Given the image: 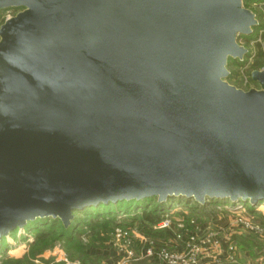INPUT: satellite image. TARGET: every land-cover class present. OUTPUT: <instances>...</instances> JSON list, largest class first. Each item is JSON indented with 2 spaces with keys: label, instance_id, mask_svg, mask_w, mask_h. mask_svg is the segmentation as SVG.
I'll return each mask as SVG.
<instances>
[{
  "label": "water",
  "instance_id": "1",
  "mask_svg": "<svg viewBox=\"0 0 264 264\" xmlns=\"http://www.w3.org/2000/svg\"><path fill=\"white\" fill-rule=\"evenodd\" d=\"M247 1L0 0V240L99 204L264 203V71L227 84Z\"/></svg>",
  "mask_w": 264,
  "mask_h": 264
},
{
  "label": "rangeland",
  "instance_id": "2",
  "mask_svg": "<svg viewBox=\"0 0 264 264\" xmlns=\"http://www.w3.org/2000/svg\"><path fill=\"white\" fill-rule=\"evenodd\" d=\"M257 19L258 26L249 36L238 37V44L245 47L250 53L247 61L242 64L228 62L227 71L230 79L227 84L243 91H248L252 84L249 79L252 72L264 71V0H251L243 4ZM17 10L0 12V25L3 21L15 16ZM249 204V203H248ZM248 206V205H247ZM211 208V207H210ZM242 210V215L233 213ZM255 214L247 213L245 205L224 204L214 209L204 211L176 208L169 218L152 229L161 231L172 228L178 234L197 236L199 241L194 242L197 247L196 264H222L234 255L228 252V241L236 253L230 264H264V204L256 205ZM142 221V220H141ZM128 220L122 217L101 221L96 231L87 227V220L79 218L74 223V229H79L80 237L74 236L72 242L60 241L59 236L47 233L40 242L32 235L26 236L24 230H18L15 236L2 238L6 247L0 245V264H101L108 254L118 252L116 246L128 245L129 249L140 257L142 251L149 247L152 238L139 232L143 221ZM164 227V228H163ZM203 229H199V228ZM139 228V229H138ZM115 231L126 233L127 236L118 242ZM95 234V235H94ZM25 236V240L21 239ZM1 239V240H2ZM235 239V240H234ZM0 240V241H1ZM164 240V239H162ZM69 246V247H68ZM175 247V246H174ZM177 248V247H176ZM167 254L176 253L175 250H166ZM179 253V252H177ZM3 257V258H1ZM135 264H162V261L153 256L141 259Z\"/></svg>",
  "mask_w": 264,
  "mask_h": 264
},
{
  "label": "trees",
  "instance_id": "3",
  "mask_svg": "<svg viewBox=\"0 0 264 264\" xmlns=\"http://www.w3.org/2000/svg\"><path fill=\"white\" fill-rule=\"evenodd\" d=\"M0 12H5V11L0 10ZM3 23L4 21L1 23V25ZM257 26H258V23H257ZM237 43H238V40H237ZM243 48L246 49L245 47ZM246 51H247V56L244 57L243 59L241 60L228 59V62L234 61L238 63L241 62L240 64H242L243 62L247 61L250 57V53L248 52L247 49ZM244 59L245 61H243ZM228 62H227V68H228ZM228 79H230V75L228 76ZM249 81L252 84V87L250 89H259L257 83L252 82L251 79H249ZM205 202L206 203H204L203 205H198L192 200H187L184 198H169L167 199L166 202L160 203V204L156 203V199H146V200H142L139 202L122 201L116 204L109 203L106 205L99 204L95 207L85 208L84 210L79 211V212H73L71 216L72 220L70 221L67 227H64L63 224L58 219L53 220L51 218H48V219L36 220L34 222L28 223L23 228V230L26 236L30 237L32 235L33 237L38 239V241L40 242L43 241L47 233L56 234L57 232V236H59L60 241L62 243L66 241L67 243H64V244H68L69 242L70 243L72 242V239H74L75 235L80 237V233H76V232H79V229L77 228L73 230L74 223L75 221H78L79 218H85L87 220L86 228L87 229L92 228L93 230L92 233H93L94 231H96L94 229H96L98 226L103 224L99 222L105 221V220L108 221L113 217L115 218L122 217L128 220H139V221L142 220L145 225L141 226L140 229L138 228L139 232L152 239L173 240L178 235V233H176L171 227L158 231V230L152 229V226L160 225L163 221L166 220V218H169L171 216V210L173 212L176 210V208L194 210L195 212L196 211L198 212L200 211V209L204 211L206 208L215 210V208L222 207L225 203H227L225 201H209V200H206ZM240 204L245 205L247 213L249 214H255V212H258L256 211V205L250 206L248 203H244V204L240 203ZM15 233L16 231L12 232L10 237L15 236ZM21 239L25 240V236L21 235ZM0 245L3 246V249L4 247H6V242L4 239L0 241ZM85 264H91V263H85Z\"/></svg>",
  "mask_w": 264,
  "mask_h": 264
},
{
  "label": "built area",
  "instance_id": "4",
  "mask_svg": "<svg viewBox=\"0 0 264 264\" xmlns=\"http://www.w3.org/2000/svg\"><path fill=\"white\" fill-rule=\"evenodd\" d=\"M245 211L242 212H233L238 215H242ZM160 227H162L160 225ZM164 228V227H163ZM200 230L203 228H199ZM127 236L126 233L121 231H115V238L119 242L120 239ZM199 241V238L195 236H188L184 234H178L173 240H156L152 239L149 241V247L146 246V249L141 252L140 257H136L132 250L129 249L128 245L116 246L118 252L115 254H108L101 264H135L140 262L139 258H152L153 256L158 257L162 264H196L197 247L194 242ZM232 241H228L227 251L233 252L234 255L225 260L222 264H230L235 262L233 258L235 257L236 250L232 246ZM175 246V247H174ZM177 247V248H176ZM175 250L174 254H167L166 250ZM179 252V253H177Z\"/></svg>",
  "mask_w": 264,
  "mask_h": 264
},
{
  "label": "bare ground",
  "instance_id": "5",
  "mask_svg": "<svg viewBox=\"0 0 264 264\" xmlns=\"http://www.w3.org/2000/svg\"><path fill=\"white\" fill-rule=\"evenodd\" d=\"M263 204H264V203H263ZM18 230H23V229H17L16 231H18ZM10 234H11V233H10ZM10 234H9V235H10Z\"/></svg>",
  "mask_w": 264,
  "mask_h": 264
}]
</instances>
